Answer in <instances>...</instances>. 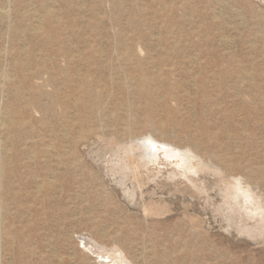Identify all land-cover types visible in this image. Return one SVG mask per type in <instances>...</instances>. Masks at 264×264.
<instances>
[{
  "label": "rangeland",
  "instance_id": "obj_1",
  "mask_svg": "<svg viewBox=\"0 0 264 264\" xmlns=\"http://www.w3.org/2000/svg\"><path fill=\"white\" fill-rule=\"evenodd\" d=\"M0 11V264H264V0Z\"/></svg>",
  "mask_w": 264,
  "mask_h": 264
},
{
  "label": "bare ground",
  "instance_id": "obj_2",
  "mask_svg": "<svg viewBox=\"0 0 264 264\" xmlns=\"http://www.w3.org/2000/svg\"><path fill=\"white\" fill-rule=\"evenodd\" d=\"M67 1V0H66ZM5 9V8H4ZM1 11H3V9L1 10ZM0 11V12H1ZM4 11H6V10H4ZM6 12H8V10L6 11ZM2 14V13H1ZM10 15V14H9ZM56 17L57 15L55 14V12L54 11H52V10H50V9H47V10H45L44 11V13H43V22H42V24L45 26V28L46 29H48L49 31H54V30H57V25H56V23L54 22V20H52V17ZM1 17V16H0ZM2 18V17H1ZM62 27V26H61ZM35 30H36V28H35ZM22 34H24V33H22ZM33 35H37V36H40L39 34H37L36 32H33L32 33ZM174 43V42H173ZM174 45V44H173ZM170 50V49H169ZM173 50V49H172ZM135 52V51H134ZM66 55H68V54H66ZM137 56V55H136ZM193 61V60H192ZM198 61H199V59H198ZM112 63V62H111ZM43 65V64H42ZM112 66H113V64H112ZM137 67V66H136ZM170 68V67H169ZM202 68V67H201ZM48 69V68H47ZM162 70V69H161ZM205 70V69H204ZM159 72V71H158ZM160 73V72H159ZM164 75V74H163ZM162 75V76H163ZM249 76V75H248ZM152 77V76H151ZM220 77V76H219ZM236 78V77H235ZM15 79V78H14ZM148 79L147 78H141V80H139V84L142 86V88L143 87H145V85L148 83ZM160 84V83H159ZM249 85V84H248ZM164 86V85H163ZM240 86V85H239ZM122 88V87H121ZM142 90V89H141ZM164 94V93H163ZM78 95V94H77ZM83 95H84V93H82L81 95H78L79 96V99L80 98H82L83 97ZM242 97V96H241ZM81 101H82V99H81ZM130 101V100H129ZM68 103V102H67ZM81 105V104H80ZM9 109V108H8ZM8 112H9V110H8ZM23 113V112H22ZM5 114V113H4ZM131 116V115H130ZM18 119V118H17ZM9 120V119H8ZM11 121V120H10ZM10 127V126H9ZM1 129V128H0ZM83 131V130H82ZM123 134V133H122ZM139 138V137H138ZM134 141H135V139H134ZM2 142V141H1ZM53 142V141H52ZM133 142V141H132ZM132 142H130V144H129V153H130V155H129V165H130V167L135 171V173L137 172V174L139 173V175H140V169H141V167H144V166H148V164H150L151 162H154L155 160H156V162L158 161V158H157V156H158V151L160 150V148H161V146L159 145V143L158 142H156L153 138H145V136H144V139H143V137H142V140H139L138 139V142H136V144L138 145L139 144V147L141 148V150H142V165H141V167H139V166H137L136 165V149H135V144L134 143H132ZM171 146V145H170ZM175 147V146H174ZM163 148V147H162ZM172 148H173V146H172ZM164 149V148H163ZM162 149V150H163ZM169 149H171V148H169ZM165 150H166V153H167V151L169 152V150H168V148L166 149V146H165ZM186 150V149H185ZM180 152L181 151H184V150H179ZM170 152H174V148H173V150H170ZM175 152H176V154H175V156L176 155H178L177 154V151L175 150ZM186 152H187V150H186ZM185 151H184V153H186ZM165 153V152H164ZM181 153H183V152H181ZM183 153V155H179L178 157H179V159H178V161H179V165H180V167L182 166L183 168H181V171L182 172H184L183 174H185V173H188V172H190V173H192V172H194V171H196L195 169H196V167L193 165V163H191V160L192 159H190L191 157H189V156H186L185 154ZM128 154V153H127ZM180 154V153H179ZM187 155H189L190 154V152H189V154L188 153H186ZM192 154L193 153H191V156H192ZM195 154H193V156H194ZM172 156H173V153H172ZM192 156V157H193ZM139 157H141V156H139ZM195 157V156H194ZM157 158V159H156ZM166 158H167V156H166ZM165 158V159H166ZM169 159H170V156H169ZM195 159H196V157H195ZM1 165V164H0ZM178 165V164H177ZM178 165V166H179ZM177 166V167H178ZM203 168V167H202ZM232 168V167H231ZM180 171V170H179ZM197 172V171H196ZM196 172H194V174H196ZM0 174H2V170L0 169ZM173 175H175V172H174V174ZM1 176V175H0ZM186 177V176H185ZM134 178V177H133ZM0 179H1V177H0ZM0 184H1V182H0ZM194 185V184H193ZM229 185V184H228ZM236 187V186H235ZM1 188V187H0ZM238 188H239V185H238ZM236 189H237V187H236ZM240 189V188H239ZM241 191V190H240ZM238 192V191H237ZM247 192V191H246ZM232 193V192H231ZM249 194V193H248ZM251 195V194H250ZM1 196V195H0ZM247 197H249V196H247ZM255 198H256V195L254 196ZM253 197V198H254ZM250 198V197H249ZM245 199V198H244ZM257 199H258V197H257ZM1 200V199H0ZM133 200V199H132ZM242 200H243V198H242ZM252 200V199H251ZM250 200V201H251ZM260 202V201H259ZM233 203V202H232ZM231 203V204H232ZM241 203V202H240ZM258 203V202H257ZM3 204V203H2ZM4 205V204H3ZM247 205V204H246ZM259 207V206H258ZM255 209V208H254ZM260 209V208H259ZM252 210V209H251ZM257 210H258V208H257ZM263 210V209H262ZM254 211V210H253ZM260 211H261V209H260ZM7 212V211H6ZM261 216H262V214H261ZM2 220V219H1ZM84 239V238H83ZM15 241V240H14ZM87 241V240H86ZM85 242V241H84ZM86 248L87 249H89L90 250V252L92 251V250H94V252L96 253V254H99V255H101V257H107V258H109L108 260L109 261H111L113 264H126V260H125V258H123L124 256L122 255V250L120 251V250H118V249H116V248H110V247H106V246H101V245H99L98 243H96L95 241H87L86 242ZM105 245V244H104ZM60 258H61V256H60ZM99 258V257H98ZM97 258V259H98ZM100 259V258H99ZM106 260V259H105ZM130 261V260H129ZM104 262V261H103ZM105 262H107V260L105 261ZM104 262V263H105ZM111 263V264H112ZM110 264V263H109ZM128 264H129V262H128ZM131 264V263H130Z\"/></svg>",
  "mask_w": 264,
  "mask_h": 264
}]
</instances>
